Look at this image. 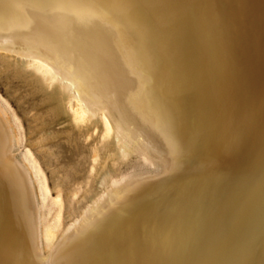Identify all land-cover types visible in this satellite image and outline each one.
<instances>
[{
    "label": "bare ground",
    "instance_id": "bare-ground-1",
    "mask_svg": "<svg viewBox=\"0 0 264 264\" xmlns=\"http://www.w3.org/2000/svg\"><path fill=\"white\" fill-rule=\"evenodd\" d=\"M0 52L65 92L78 131L99 119L101 165L58 234L0 103V264H264V0H0ZM133 157L157 170L122 173Z\"/></svg>",
    "mask_w": 264,
    "mask_h": 264
},
{
    "label": "rangeland",
    "instance_id": "rangeland-1",
    "mask_svg": "<svg viewBox=\"0 0 264 264\" xmlns=\"http://www.w3.org/2000/svg\"><path fill=\"white\" fill-rule=\"evenodd\" d=\"M0 103L19 129L20 140L14 146L13 154L20 160L24 159V155L32 156L30 161L34 159L36 167L46 176L51 197L59 196L60 204L41 202L42 206L39 208L43 224L54 226L59 234L77 218L76 215H79L91 198L101 191L96 184L101 165H91V149L99 141V119H94L92 125L78 131L77 124L66 111L65 92L55 84L47 86L41 83L37 74L26 68L21 59L2 52ZM44 138L48 140L44 142ZM107 144L112 148L109 140ZM98 153L102 156V151ZM136 160L138 159L130 158L132 168L121 165L122 173L148 174L149 171L157 170L149 163H144L143 166V161L138 160L141 163L139 164ZM107 168L109 172L114 173L115 166L108 163ZM36 178L33 179L34 183L39 182ZM40 200L39 198V202ZM57 214L59 218L55 221ZM122 215L123 213L116 215L106 227ZM125 245L132 254H140L143 249L134 233L127 235Z\"/></svg>",
    "mask_w": 264,
    "mask_h": 264
}]
</instances>
